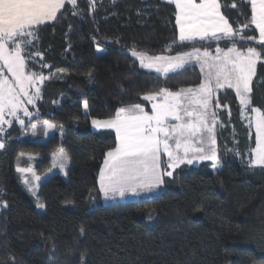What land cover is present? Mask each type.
Returning a JSON list of instances; mask_svg holds the SVG:
<instances>
[{"label":"trees","instance_id":"trees-1","mask_svg":"<svg viewBox=\"0 0 264 264\" xmlns=\"http://www.w3.org/2000/svg\"><path fill=\"white\" fill-rule=\"evenodd\" d=\"M219 3L234 28L250 16L246 2ZM57 17L35 29L25 55L26 71L50 77L33 121H48L62 135L20 139L22 130L13 125L3 137L0 264H264V168L246 162L254 144L232 91L218 96L228 108L218 114V171L210 162L180 165L147 200L101 202L97 177L115 136L90 128V121L108 119L122 106L140 103L148 110L145 94L200 84L195 66L161 77L143 71L132 50L175 56L233 43L260 48L246 40L255 29L244 30L245 39L174 43L175 8L161 0H94V6L77 0L75 9L67 2ZM252 88V106L264 110V62L257 64ZM61 147L66 174L40 184L37 203L44 208L38 213L20 182L19 161L32 157L40 176Z\"/></svg>","mask_w":264,"mask_h":264},{"label":"snow or ice","instance_id":"snow-or-ice-1","mask_svg":"<svg viewBox=\"0 0 264 264\" xmlns=\"http://www.w3.org/2000/svg\"><path fill=\"white\" fill-rule=\"evenodd\" d=\"M167 2L175 6L178 42L174 43L245 39L242 32L254 28L257 35H249L246 40L261 47L249 46L241 50L233 43L226 51L217 47L214 56L207 49L201 52L199 48L175 56H149L132 50L131 56L139 61L142 69L165 77L195 60L200 65L203 81L197 87L176 92L160 88L145 94L143 100L151 102L150 111L140 103H134L119 107L108 119L92 121L94 127L115 132V147L106 152L98 179L99 191L105 198H123L126 193L154 190L164 183V176L173 175L171 170L181 164H192L194 160L211 161L216 169L219 160L216 112L211 105L219 89L234 90L242 118L248 122L249 129L255 131V147L250 149L249 166L264 168V110L252 106L251 102L257 64L264 62V0H241L250 5V16L237 28L222 14L219 0ZM68 3L75 9L77 0H68ZM64 6L65 0H0V132L4 125L11 126L13 119L23 125L25 121L19 113L25 117L33 115L26 105H35L41 98L38 85L50 77L26 71L28 57L25 52L33 44L29 37L35 36L39 25L57 20V14ZM90 6H94V0H90ZM83 107L87 114L86 100ZM216 107H220L218 102ZM6 115L12 119H6ZM43 123L46 129L55 127L48 121ZM31 127L35 131L37 126ZM4 148V140L0 139V149ZM162 155L167 157L166 161H162ZM57 157L58 163L54 162L53 167L63 171L67 157L62 147L54 154V161ZM17 171L31 173L32 181L25 178L24 183L35 195L41 177L31 167H17ZM4 207H7L6 203ZM36 207L44 208V205L38 203Z\"/></svg>","mask_w":264,"mask_h":264},{"label":"rangeland","instance_id":"rangeland-1","mask_svg":"<svg viewBox=\"0 0 264 264\" xmlns=\"http://www.w3.org/2000/svg\"><path fill=\"white\" fill-rule=\"evenodd\" d=\"M67 2H68V0H67ZM236 45V47H238L239 49H241V50H244V49H246L247 47H249V46H251V44L250 45H245L244 46V48H240L239 46H238V44H235ZM231 46H233V45H231ZM231 46H229V47H231ZM217 47H220L221 49H223V50H227V48L228 47H226V48H223V47H221V46H217V45H213V46H211V48H205V49H207L208 51H209V53H211L213 56L216 54L215 53V50H216V48ZM101 49L100 47H97L96 48V52L99 54V53H101V51H98L97 49ZM205 49H200L201 50V52H203ZM192 51V50H191ZM188 52H190V51H188ZM135 59V58H134ZM136 60V59H135ZM137 62H138V64H139V61L138 60H136ZM260 63V62H259ZM190 65H192V66H195L196 68H197V70H198V72H199V75H200V78H201V81H200V83L203 81V74L201 73V71H200V65L195 61V60H193V61H191L189 64H187L185 67H187V66H190ZM145 71H151V70H146V69H144ZM180 71V70H179ZM178 72V71H177ZM176 73V72H175ZM5 74L6 75H8L9 76V78H11V76H10V74H8L7 73V71L5 70ZM169 74H173V73H169ZM168 74V75H169ZM42 85L43 84H39L38 86L40 87V88H42ZM227 90H229V91H232V89H219L215 94H214V98H213V102H212V105H211V107H212V109L216 112V127H215V136H216V147H217V141H218V135H219V132H220V128H221V126H220V122H219V116H218V114H219V112L220 111H222V110H224V111H228V108H226V107H216V103L218 102V96L220 95V94H223V92L224 91H227ZM30 91H34V89H31ZM233 92V91H232ZM237 99V102H238V105H239V109H240V115H241V106H240V104H239V100H238V98H236ZM39 100L40 99H38V100H36V103H35V105L33 106V105H26L27 106V108H28V110L31 112V113H33V115L31 116V117H25V116H23V113L21 112V113H19V115H20V117L22 118V119H24V121H25V123L23 124V125H21V124H19L17 121H15L14 119H13V122H12V124H11V126H9V125H4L3 126V131L2 132H0V139H3V137H4V135L5 134H7L8 133V131L13 127V125H15V126H17L20 130H22V135L20 136V139H33V138H36V137H38V136H42V135H44L45 133H47V135L48 136H53V135H55V134H59V129L55 126L54 128H51V129H46L45 128V126H44V121L43 122H34L33 120L35 119V116H36V106H37V104H38V102H39ZM6 119H12L11 117H9V116H7L6 115V117H5ZM240 118H241V121H242V123H243V125H244V127L246 128V130H247V132H248V138H251L252 139V141H253V148L255 147V131H254V128L253 129H249V127H248V122L246 121V120H244L243 118H242V116H240ZM33 124H35L37 127L35 128V131H33V129H32V127H31V125H33ZM53 125V124H52ZM249 155H250V153H249ZM54 157V156H53ZM250 160V156H247L246 157V162H248ZM23 161V162H22ZM54 162H56V163H58V157H57V160L56 161H54V159H53V164H54ZM202 162H211V161H208V160H204V161H198V160H194V163H196V164H200V163H202ZM19 163L21 164L20 166H18V167H25V168H27V167H31L32 169H33V167H34V162H33V159H32V157H28V156H26L25 157V159H22V160H20L19 161ZM53 168V171H56L57 173L59 172L61 175H63L64 173H65V171H66V168H67V165H66V167H65V169L63 170V171H61L60 169H59V167H52ZM211 169H212V171L213 172H216V171H218V169H219V164L217 165V168L216 169H214L213 167H212V162H211ZM34 171V170H33ZM18 172V171H17ZM19 173V177H20V182H21V184L23 185V187H24V189H25V192L28 194V196L30 197V199L32 200V202L35 204V208H36V210H37V212L38 213H43V208H37L36 207V205L38 204L37 203V189H35V195H33L32 193H30L28 190H27V187H26V185H25V183H24V180H25V178H27L30 182L32 181V175H31V173H20V172H18ZM2 207V205H0V208Z\"/></svg>","mask_w":264,"mask_h":264},{"label":"crops","instance_id":"crops-1","mask_svg":"<svg viewBox=\"0 0 264 264\" xmlns=\"http://www.w3.org/2000/svg\"><path fill=\"white\" fill-rule=\"evenodd\" d=\"M163 2H167V0H161ZM65 3H67V0H65ZM170 4V3H169ZM174 6V5H173ZM175 8V6H174ZM61 11V10H60ZM59 13V12H58ZM53 21H48V22H45L44 24H47V23H51ZM43 25V24H42ZM175 26H176V23H175ZM176 31H177V34H176V40L178 42V28L176 26ZM140 66V65H139ZM141 68V67H140ZM142 69V68H141ZM143 71H145L144 69H142ZM179 71V70H178ZM146 72H151V73H154L158 76H161V77H165L163 76L162 74H158V73H155L154 71H146ZM234 95H235V92L234 90H232ZM236 97V95H235ZM237 98V97H236ZM147 106H148V110L145 109L146 111H150L151 110V102H148V101H145ZM145 108V107H144ZM93 121V120H92ZM92 121H90V128L93 132L95 133H100V132H113L114 136H115V132L114 130H111V129H101V128H97V127H94L93 124H92ZM49 135V134H48ZM48 135L44 134L42 135L43 137H49ZM58 135H62V131L59 130V134ZM115 143H116V140H115ZM58 153V152H57ZM56 153V154H57ZM29 157V156H28ZM105 158V157H104ZM162 161H166L167 160V157L162 155L161 157ZM104 161V160H103ZM53 162V160H52ZM211 163V162H210ZM181 165H189V166H193V167H196L198 166L199 164H196L193 163L192 164H181ZM53 163L51 165V168L43 175H40L41 177V181H40V184H42L44 181L48 180L49 178H51L52 176H54L55 174H57L56 171H53ZM101 167H103V163L101 165ZM67 168H68V163H67ZM66 168V170H67ZM101 169V168H100ZM175 170V169H174ZM174 170H171V171H174ZM66 172V171H65ZM59 173V172H58ZM99 173H100V170H99ZM99 173H98V177H97V189H98V192L100 194V199H101V202L103 204H107V205H110V204H119V203H124V202H130V201H140V200H147V199H150V198H153L155 197L158 193H160L163 189V184L161 186H159L158 188L154 189V190H151V191H146V190H142L139 192V194H132V193H126L125 196L123 198H120L119 196L115 197V198H105L103 193L99 191V183H98V179H99ZM60 174V173H59ZM39 176V175H38ZM164 177H168V176H164ZM164 179V178H163Z\"/></svg>","mask_w":264,"mask_h":264}]
</instances>
